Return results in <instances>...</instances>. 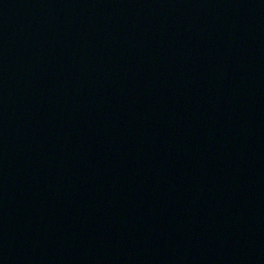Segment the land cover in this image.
Segmentation results:
<instances>
[{
    "label": "water",
    "instance_id": "95a60500",
    "mask_svg": "<svg viewBox=\"0 0 264 264\" xmlns=\"http://www.w3.org/2000/svg\"><path fill=\"white\" fill-rule=\"evenodd\" d=\"M0 264H264V0H0Z\"/></svg>",
    "mask_w": 264,
    "mask_h": 264
}]
</instances>
